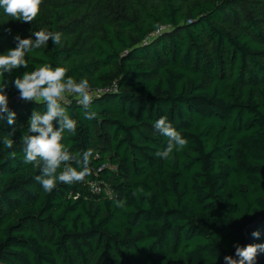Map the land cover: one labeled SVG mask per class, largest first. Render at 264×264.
I'll use <instances>...</instances> for the list:
<instances>
[{"label":"trees","instance_id":"trees-1","mask_svg":"<svg viewBox=\"0 0 264 264\" xmlns=\"http://www.w3.org/2000/svg\"><path fill=\"white\" fill-rule=\"evenodd\" d=\"M40 29L60 45L4 77L16 119L0 122V264H225L264 244V0H43L29 23L0 8V54ZM44 63L117 88L93 97L92 120L66 99L78 124L63 143L92 151L90 174L51 192L20 143L46 105L13 83ZM160 117L188 141L167 160Z\"/></svg>","mask_w":264,"mask_h":264},{"label":"clouds","instance_id":"clouds-1","mask_svg":"<svg viewBox=\"0 0 264 264\" xmlns=\"http://www.w3.org/2000/svg\"><path fill=\"white\" fill-rule=\"evenodd\" d=\"M43 0H0V8L12 20L29 23L36 19L41 10ZM10 31V30H9ZM32 37H35L34 39ZM62 33L40 29L32 32L29 38L15 36L16 47L0 54V122L7 121L13 125L16 113L9 108V99L6 92L8 84L5 82V73L29 65L28 54L36 49L46 46L48 41L60 45ZM65 67H53L49 63L35 66L32 71H25L22 77L14 80V86L19 91L20 99L25 102L45 104V111L33 110L29 118L28 133L22 135L20 143L24 152L25 163L38 169L40 174L35 176L46 192L53 191L58 183L71 185L83 182L90 174L91 150L83 153H73L63 143L65 132L75 133L78 122L73 119L65 104V93H72L78 97V103L84 111V118L92 120L97 113L91 110L93 94L89 81L82 78L77 81L67 75ZM58 124V127H57ZM157 132L167 138V146L162 151H157L156 156L167 160L175 151L184 149L188 141L169 122L167 117H160L154 123ZM10 136L13 133L9 134ZM3 144L6 148H13L14 140L5 138ZM16 153L11 152L10 157L15 158ZM73 164L76 167H73ZM79 169V170H78ZM143 192L142 188L133 192ZM116 206L123 208L124 201H116ZM254 237H259V232H253ZM237 261L232 256H225V264H253L257 254L264 251V244H249L241 247L235 245Z\"/></svg>","mask_w":264,"mask_h":264},{"label":"built area","instance_id":"built-area-1","mask_svg":"<svg viewBox=\"0 0 264 264\" xmlns=\"http://www.w3.org/2000/svg\"><path fill=\"white\" fill-rule=\"evenodd\" d=\"M117 88L115 85H111L109 87H106L104 89H91V92L93 94V97L94 96H97L98 94L100 93H103V92H110V91H115ZM67 95V93H65ZM70 96L66 97L67 98H74V99H77L78 100V97L75 95V94H72V93H68ZM92 189H94L95 191H99L100 190V185L99 184H93L92 185Z\"/></svg>","mask_w":264,"mask_h":264},{"label":"rangeland","instance_id":"rangeland-1","mask_svg":"<svg viewBox=\"0 0 264 264\" xmlns=\"http://www.w3.org/2000/svg\"><path fill=\"white\" fill-rule=\"evenodd\" d=\"M68 96H70L68 93H67ZM66 94H65V97H68Z\"/></svg>","mask_w":264,"mask_h":264}]
</instances>
